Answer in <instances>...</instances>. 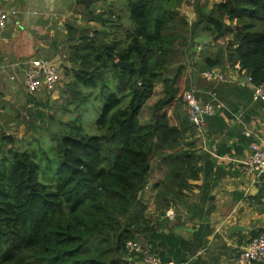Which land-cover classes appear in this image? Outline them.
<instances>
[{"label":"trees","instance_id":"obj_1","mask_svg":"<svg viewBox=\"0 0 264 264\" xmlns=\"http://www.w3.org/2000/svg\"><path fill=\"white\" fill-rule=\"evenodd\" d=\"M98 1H80L85 26L68 28L66 73L73 87L104 99L99 132L74 119L40 155L0 133V264H128L126 241L155 230L142 200L154 165H165L154 184L161 214L185 202L199 176L202 155L184 101L194 69L238 66L264 81V0L196 1L193 22L179 11L183 0H125L127 25L113 1ZM94 21L102 29L91 31ZM203 36L218 48L204 45L193 61ZM118 60L141 66L140 74ZM157 83L162 95L142 122Z\"/></svg>","mask_w":264,"mask_h":264},{"label":"crops","instance_id":"obj_2","mask_svg":"<svg viewBox=\"0 0 264 264\" xmlns=\"http://www.w3.org/2000/svg\"><path fill=\"white\" fill-rule=\"evenodd\" d=\"M80 1L0 0V12L9 13L6 25L0 27V129H16V119L28 117L37 108L32 106L41 105L51 94L26 89L25 67L29 61L48 59L57 67L61 81L63 75H69L68 28L78 29L80 14L83 20L86 16ZM183 3L186 5V0ZM210 41L208 36L200 39L196 49L199 61L204 45L213 46ZM215 68L228 78L244 80L248 75L238 66ZM193 74L198 98L203 103L211 101L215 108L206 117L208 149L197 136L202 155L199 176L189 180L186 201L172 203L164 214L154 204V184L164 176L165 165H154L142 200L148 217L155 211L151 222L155 230L138 239L163 261L235 264L234 257L264 229V183L243 165L253 143L264 148V102L254 101L252 89L245 83L209 80L201 71Z\"/></svg>","mask_w":264,"mask_h":264},{"label":"rangeland","instance_id":"obj_3","mask_svg":"<svg viewBox=\"0 0 264 264\" xmlns=\"http://www.w3.org/2000/svg\"><path fill=\"white\" fill-rule=\"evenodd\" d=\"M113 1V8L120 15L119 22L128 24L130 22L129 10L126 9L125 0H100L95 4V7H99L100 4L105 2L109 4ZM200 1V4H206L211 6L216 2L225 1V0H186V5L182 3L179 11L184 15L189 22H193L195 15V3ZM185 2V0H183ZM99 12V8L97 9ZM79 21L76 22L78 29L85 26L83 23V16L80 14ZM107 16V14H105ZM88 27V26H87ZM91 31L96 29H102L101 22L94 21L92 25L89 26ZM108 28V26H106ZM114 28L109 27L108 30L111 31ZM112 36V35H110ZM218 48V43H215L214 46L209 47L208 50H215ZM202 55V52L198 56ZM193 61L197 58V53L193 54ZM194 72H198L197 68L194 69ZM66 74V73H65ZM73 75H63L62 81L58 87L51 94L48 95V98H43L44 103L37 105L35 103L32 106L33 112L28 115V117H22L21 120L16 119L18 126L16 129H0V133L7 132L17 139V144L23 148L34 149L37 151L38 155L41 154V147L47 148L51 144H55V138L58 137L63 130L71 129V123L74 119H77V125L82 126L84 131L89 134L98 133L99 129L97 126V120L100 117L101 109L104 105V99H97L98 90L93 91V95H90V89H85L82 86L79 88L73 87L72 81ZM71 89V90H70ZM82 92H78V90ZM95 92V93H94ZM86 94L87 96L81 101V97ZM162 95V83H157L155 86V92L153 96L147 100L143 106L139 118L142 122H147L150 120V114L152 110V105L154 102ZM39 99V98H38ZM42 100V99H40ZM128 99L124 101L126 104ZM13 122L14 119L12 120ZM8 125V122H5ZM43 171L40 174L42 177ZM154 212L149 213V218L153 219Z\"/></svg>","mask_w":264,"mask_h":264},{"label":"built area","instance_id":"obj_4","mask_svg":"<svg viewBox=\"0 0 264 264\" xmlns=\"http://www.w3.org/2000/svg\"><path fill=\"white\" fill-rule=\"evenodd\" d=\"M15 13V11H11ZM9 18V13L0 12V27L3 28ZM201 48V46H199ZM202 75L209 80H231L249 85L253 92L254 101L264 102V81L256 83L251 75L246 79L228 78L217 68L201 71ZM61 83V76L55 65L48 59L37 58L27 63L25 67V86L29 92L36 93L45 91L52 93ZM184 101L190 121L195 125L197 136L200 137L206 149L207 137L205 132L206 117L214 112L211 101L201 102L197 96V89L192 85L184 93ZM250 133L247 131L246 135ZM243 165L251 172L256 173L264 183V148L259 143H253L248 157L243 160ZM264 207V191L261 196ZM128 264H177L173 261H163L158 254L150 250V247L138 238L129 239L125 243ZM264 262V229L252 238L234 257L235 264H260ZM181 264V263H180Z\"/></svg>","mask_w":264,"mask_h":264},{"label":"water","instance_id":"obj_5","mask_svg":"<svg viewBox=\"0 0 264 264\" xmlns=\"http://www.w3.org/2000/svg\"><path fill=\"white\" fill-rule=\"evenodd\" d=\"M117 65L119 67H126L129 70H136L139 74L141 72V66L139 67H133L132 64L129 61H124V60H118Z\"/></svg>","mask_w":264,"mask_h":264}]
</instances>
